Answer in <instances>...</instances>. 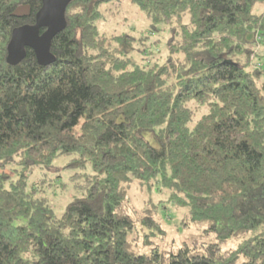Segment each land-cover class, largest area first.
I'll return each mask as SVG.
<instances>
[{
	"label": "trees",
	"instance_id": "16d2710c",
	"mask_svg": "<svg viewBox=\"0 0 264 264\" xmlns=\"http://www.w3.org/2000/svg\"><path fill=\"white\" fill-rule=\"evenodd\" d=\"M41 4L0 0V264H264V0H71L8 63Z\"/></svg>",
	"mask_w": 264,
	"mask_h": 264
},
{
	"label": "water",
	"instance_id": "95a60500",
	"mask_svg": "<svg viewBox=\"0 0 264 264\" xmlns=\"http://www.w3.org/2000/svg\"><path fill=\"white\" fill-rule=\"evenodd\" d=\"M71 0H42L41 7L35 15V22L24 23L15 27L7 45L8 63L20 62L27 53L26 48L34 50L38 62L47 65L55 61L51 51L54 36L66 27V9ZM31 14L28 4L19 5L13 12L17 17Z\"/></svg>",
	"mask_w": 264,
	"mask_h": 264
},
{
	"label": "rangeland",
	"instance_id": "374dc122",
	"mask_svg": "<svg viewBox=\"0 0 264 264\" xmlns=\"http://www.w3.org/2000/svg\"><path fill=\"white\" fill-rule=\"evenodd\" d=\"M134 7H131L130 5L128 4H124V6L121 7V9H119L120 13H119V16H120V22H119V25L123 24V22H125V25H127V23H129V27L135 31V33L138 34L137 31L139 30H142V29H145V27H147V24L148 22L146 21V19L143 17V15H141V11H138L136 9V6L133 5ZM128 17V18H127ZM121 28H124V26H122ZM162 33V32H160ZM158 33V34H160ZM169 36V35H168ZM168 36L166 37H163V43L166 42V40L168 39ZM66 176V175H65ZM134 197H135V204L138 206V207H141L142 206V201L140 199V195H139V192H138V189H134ZM136 195V196H135ZM169 219H171V223H179V219H180V213L179 211H174L172 212V217H170ZM173 227V228H172ZM169 225L167 228L168 230V235L166 237V240H167V246L170 248V244L171 246L173 245V239L175 240V243L176 244H179L181 239H182V235L186 233V230L183 231L182 230V226L181 225Z\"/></svg>",
	"mask_w": 264,
	"mask_h": 264
}]
</instances>
